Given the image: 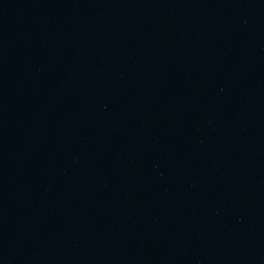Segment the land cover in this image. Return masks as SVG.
<instances>
[{
    "label": "water",
    "instance_id": "water-1",
    "mask_svg": "<svg viewBox=\"0 0 264 264\" xmlns=\"http://www.w3.org/2000/svg\"><path fill=\"white\" fill-rule=\"evenodd\" d=\"M0 264H264V0H0Z\"/></svg>",
    "mask_w": 264,
    "mask_h": 264
}]
</instances>
